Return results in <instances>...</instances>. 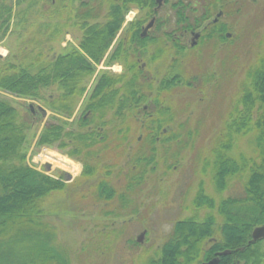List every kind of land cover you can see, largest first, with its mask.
Listing matches in <instances>:
<instances>
[{
  "label": "rangeland",
  "instance_id": "obj_1",
  "mask_svg": "<svg viewBox=\"0 0 264 264\" xmlns=\"http://www.w3.org/2000/svg\"><path fill=\"white\" fill-rule=\"evenodd\" d=\"M106 1L21 0L17 5L16 0H10L9 2L14 5V15L7 35L0 39V58L12 63H28L31 59H26L27 57L37 56L40 58L35 62L41 63L76 50L83 39L78 14H81L82 10L88 11L87 7L93 4H102L105 15ZM201 2L202 0H197L196 8ZM82 3L88 6L84 8ZM238 3L242 7L241 17L238 20L223 19L229 24V31L235 35V39L228 44L225 51L223 46L218 47V53L221 52L223 55L218 53L213 55V49H210V45H205L202 39L191 48L188 37L187 45L178 51V46L168 37L162 39L153 37V40L138 42L140 48H146L140 58L135 53L136 46L130 44L128 50L124 47L121 55L112 58L117 43L124 39L125 32L120 34L119 31L110 45L112 47L107 49V51L110 49L109 52H105L93 72L88 73L86 77L83 76L81 83L85 86V91L81 97L74 99L70 115L61 111L59 99L63 88L58 83L42 88L37 98L19 97L0 90V97L10 102L16 110V124L23 128L25 134L23 151L26 162L66 184L65 190L51 195L45 201L44 217L55 229L54 243L67 254L70 264H143L149 257H156L157 250L175 222L194 214L198 222H202L209 209L206 207L197 209L192 205L200 183L203 184L205 194L216 203L226 197H238L242 194L246 171L233 176L228 180L227 187L220 190L212 179L211 167L204 170V162L200 159L195 160V151L200 144H206L205 148L210 146L207 145V141L214 135L215 129L222 125V113H225L228 107H234L231 100L236 99L240 85L243 82L247 84L246 72L258 61V55L264 48V0H239ZM169 7L170 3L165 8ZM148 8L151 7L130 5L125 12V27L138 24L140 28L144 25L149 16ZM165 8L162 14H165ZM97 21L102 22L103 18L100 17ZM158 50L161 51L158 53L159 56L151 58L154 51ZM217 55V60L210 59ZM219 61H223L222 67ZM143 64L149 73V79H145L147 83L151 79L160 82L166 71H171L167 75H174L175 71L181 72L183 78L180 79L187 76L191 78L197 70L196 66L204 65L206 84L193 82L192 86L187 88L189 85H185L186 82L178 84L179 80L169 86V90L165 92H171L170 97L166 96L162 101L166 108V116L168 110L175 113V117L170 118L173 123L170 126L177 127L178 122L183 124L188 119L187 127H192L194 132L198 131L194 138L187 139L184 135L177 140L171 139L170 142L167 136H163L153 146L146 141L142 120L147 123L145 112H152L158 108L153 104V96L147 102L142 101L141 107L147 109L143 114L140 111L137 118L131 116L123 119L115 114L113 106L106 109V120H109L106 124L99 121L97 112H94L95 115L88 112L86 107L90 101V93L102 72L115 77L123 76V80L128 81L133 75L130 68L138 70ZM123 80L117 83L119 87L124 85ZM156 85L157 83L153 87ZM213 93L216 97H213ZM224 96L226 97L223 98ZM49 102H55L59 109H51L48 106ZM161 114L157 113V118ZM83 117L91 119V122L82 126L80 120ZM124 120L128 128L126 134L120 133L114 138L117 129L124 126ZM154 121L153 118L151 122ZM51 123H62L64 131L72 130L74 133L87 128H97L100 132L103 129L102 132L108 134V141L96 144L92 149V155L87 158L85 156L84 159L91 165L94 164L101 177L107 175V165L117 167L114 169L119 168L118 171L112 170L113 175L111 173L109 178L116 186L120 184L122 189L126 188L128 177L123 175L127 170L124 169L121 173V167L126 166L128 160H136L135 155L145 148L146 150L148 147L156 148L153 154L155 169L145 174L144 179L140 180L141 184L135 183V190L131 189L133 195L130 193L124 202L115 197L112 206L103 202L98 203L93 196L94 179L89 180L91 184H88L87 180L84 181L81 177L82 161L76 155H70L68 148L58 147V142L39 143L40 135ZM250 138L249 134L235 137L231 156L236 159L243 155L246 159L253 156L248 142ZM65 140L68 141L69 137L66 136ZM166 142L170 143L172 152L163 156L164 148L169 146ZM187 143L188 146H185ZM113 144L115 146L110 148ZM176 148L180 150L177 155ZM213 213L217 215L216 211ZM222 223L221 217L218 216L214 225V238L220 237L219 229ZM142 234L139 242L137 238ZM254 249L263 252L264 241L258 242Z\"/></svg>",
  "mask_w": 264,
  "mask_h": 264
},
{
  "label": "trees",
  "instance_id": "obj_2",
  "mask_svg": "<svg viewBox=\"0 0 264 264\" xmlns=\"http://www.w3.org/2000/svg\"><path fill=\"white\" fill-rule=\"evenodd\" d=\"M9 1L0 0V39L7 35L14 15V5ZM238 1L202 0L196 8L197 0H188L187 5L178 0L173 4V8H177L173 26L181 25V27L179 30L174 29L172 34L168 33L167 37L178 46V51H181L186 45L178 44L179 40L174 34L181 28H186L187 31L201 28L203 43L210 45L213 55L218 53L220 44L225 51L228 44L230 45L235 39V35L231 33V37H225L224 32L230 28L223 19L238 20L241 17L242 7ZM20 3L21 0L15 2L17 5ZM106 4L105 15L102 4H93L87 7L88 11L82 10L81 14H78V18L81 19L83 39L76 50L41 63L35 62L40 58L37 56L27 57L26 59H31L28 63H12L0 58V90L19 97L37 98L42 88L58 83L63 88L59 99L61 111L70 115L74 107V99L81 97L85 91V86L81 83L83 76L86 77L88 73L93 72L96 64L112 44L124 23L125 12L130 5L135 4L145 8L154 5L153 0H107ZM82 6L86 8L88 5L82 3ZM186 7L185 14L181 8ZM219 11H222L220 12L222 17L215 22L214 16ZM100 17L103 18L102 22L97 21ZM138 26V24L128 26V37L117 43L112 58L121 55L123 48L127 45L126 49H128L130 43L147 42L148 38L139 36ZM224 43L226 46L223 45ZM158 53L160 54L161 51L158 50L151 58L158 57ZM218 54L223 55L221 52ZM210 59L217 60L218 55ZM257 59L258 61L246 72L247 84L243 82L239 87V93L235 96L236 99L234 97L235 100H231V105L233 104L234 107H228L225 113H222V125L215 129L213 136L209 137L207 145L210 146L205 148L206 144H200L195 151V160L200 159L204 162V170L211 167L212 179L220 190L227 187L228 180L233 176L246 171L242 194L238 197H226L216 203L213 198L205 194L203 184L200 183L192 205L197 209L201 207L209 209L202 222H198L196 214L175 222L157 250L156 257H149L143 264H200L211 259L216 251L225 249H230L231 253L222 255L219 264H237L236 261L240 264H264V251L259 252L254 249L258 243L250 240L252 229L264 225V48ZM219 63L222 67L223 61ZM203 68L205 69L204 65L198 64L191 78L187 76L184 77L185 79H180L183 75L175 71L174 75L163 76L160 82L151 80L149 83L143 79L142 71L137 68L134 70L130 68L133 75L128 81L123 80V76L115 77L102 72L92 88L86 108L94 115V112H97L99 121L107 124L109 120H106L105 112L108 107L114 106L115 114L123 119L131 116L137 118L140 111L143 114L147 109L141 107L142 101L147 102L153 96V104L158 108L152 112H145L147 123L142 120L146 141L153 146L163 136H167L170 142L171 139L177 140L184 135L187 139L194 138L198 131L194 132L192 127H187L188 119L183 124L178 122L177 127L170 126L172 123L170 118H174L175 113L168 110L166 116V108L162 105V101L166 96L170 97L171 92H165L169 90V86L179 80L178 84L186 82L185 85H189L187 88H190L193 82L206 84ZM122 80L125 83L119 87L117 83ZM220 80L222 81V78ZM156 83L157 85L153 87ZM154 91L157 93L155 94ZM213 97H216L215 93ZM48 104L53 110L59 109L55 102ZM157 113L162 114L157 118ZM153 118L155 121L151 122ZM15 119V108L6 99L0 97V264H70L67 254L54 243L55 229L44 217L45 201L51 195L65 190L66 184L61 179L45 174L26 162L23 151L25 134L23 128L16 124ZM80 121L84 126L88 125L91 119L83 117ZM127 130L124 120V126L117 129L114 138L120 133L125 135ZM102 131L103 129L100 132L97 128H87L74 133L72 130L64 131L62 123H51L40 135L39 143L58 142V147L68 148L70 155H76L82 161V179L87 180L88 184L91 182L89 180L94 179L93 196L97 202L112 206L115 202L113 198L118 197L124 202L131 194L133 195L131 189L135 190L134 186L141 184L140 180L144 179L145 174L155 169L153 154L156 148L148 147L147 150L145 148L135 155L137 162L131 159L132 162L128 160L126 166L121 167V173L124 169L127 170L123 175L128 177L126 188L122 189L120 184L116 186L109 178L111 173L113 175V171H118L119 168L114 169L117 167L113 168V165L109 164L108 169L106 168L107 175L101 177L94 164L91 165L84 159L85 156L87 158L92 155V149L96 144L108 141V134ZM240 134L251 135L248 142L254 155L249 159L244 155L239 159L231 156L234 138ZM66 136L69 137L68 141L65 140ZM188 143L185 146H188ZM114 146L115 144L110 148ZM170 152L172 150L169 145L164 148L163 156ZM178 152L180 150L176 148L175 155ZM213 211H216L217 215H214ZM218 216L223 221L219 229L221 235L219 238H214V225Z\"/></svg>",
  "mask_w": 264,
  "mask_h": 264
},
{
  "label": "flooded vegetation",
  "instance_id": "obj_3",
  "mask_svg": "<svg viewBox=\"0 0 264 264\" xmlns=\"http://www.w3.org/2000/svg\"><path fill=\"white\" fill-rule=\"evenodd\" d=\"M177 1L178 0H174L173 2H171V0H153V4L154 5L151 8H148V15H149L148 16V20L145 22L144 25H142L140 28H138L139 29V36L141 38H145L146 37V38H148V40H153L152 37H156V38L162 39V38L167 37V34L168 33L171 32V34H172V31L174 29H176V28L177 29L178 28L180 29L181 25H178V26L175 25V26H173L174 25L173 24V19H174V16L176 14V11H177L176 10L177 8H173V4L175 2H177ZM181 1H182V3H184V5H187V3H188V0H181ZM168 3H170V7L169 8H165ZM163 7L166 9L165 10L166 11L165 14H162L163 9H164ZM181 10H182L183 13H185V14L187 13V7L186 8H181ZM220 12H222V11H219L214 16L215 17V19H214L215 22H218L219 19H221L222 15L220 16V14H221ZM218 16H220V17L218 18ZM151 21H152L151 26L149 27V29H147L145 31V28L148 26V24ZM158 21L160 23L163 22V24L158 23ZM130 24H131V22H130ZM128 30H129V27L128 26L125 27V23H123V25H122V27L120 28L119 31H120V34H121V32L122 33L125 32L124 35H123L124 39H127V37H128ZM196 34H198V37L197 38H194L195 37L194 35H196ZM224 35H225V37L228 38V37H231L232 34H231V32L229 30L226 29V31L224 32ZM174 36L179 40L178 41V44H182V45L183 44L187 45V43H188V37H189L190 43H191V44L189 43V47H191V48L194 47V46H196L197 45V42L203 38V34H202V29L201 28L196 29L195 31H187L186 28H181V30L180 31H177V33L174 34ZM138 42L139 41H135L133 43H130V46H136V52L135 53L140 58L141 57L140 55L144 53V51H145L146 48H144V49L143 48H140V44ZM223 45H225V43ZM219 46H222V45L220 44ZM111 47L112 46H110V48ZM126 47H127V45H126ZM109 50L107 51V53L109 52ZM156 52L157 51H154V53H153L152 56L156 55ZM122 53H123V51H122ZM139 58H137V60H139ZM98 64H96V66ZM138 70L142 71L141 74L143 75V79H146V78L149 79L148 78L149 77L148 76L149 73L146 71V68H145L144 64ZM170 73H171L170 71H166L161 77L166 76L167 74H170ZM159 75L160 74L158 72V76ZM151 80H154V81H157L158 82V80H156V79H151ZM263 241H264V239H260L256 243H258V242H261L262 243ZM219 252L220 251H216L214 253V256L211 259H213L215 257H218L220 259L221 255L219 254ZM211 259H209V261ZM204 262H206V261H204ZM236 263L237 264H240L239 261H236Z\"/></svg>",
  "mask_w": 264,
  "mask_h": 264
},
{
  "label": "water",
  "instance_id": "obj_4",
  "mask_svg": "<svg viewBox=\"0 0 264 264\" xmlns=\"http://www.w3.org/2000/svg\"><path fill=\"white\" fill-rule=\"evenodd\" d=\"M151 24H152V21H151V22L148 24V26L145 28V31H146L147 29H149V27L151 26ZM194 36H195L194 38H197V37H198V34H196V35H194ZM142 236H143V234L140 235V236L137 238V240H138L139 242L141 241ZM260 239H264V225H261V226H257V227H255V228L253 229L252 233H251V240H252L253 242H256V241H258V240H260ZM228 252H230V251L225 250V251H223V252H221V253H219V254L224 255V254H227ZM218 263H219V258H218V257H215V258L211 259L210 261L203 262L202 264H218Z\"/></svg>",
  "mask_w": 264,
  "mask_h": 264
}]
</instances>
